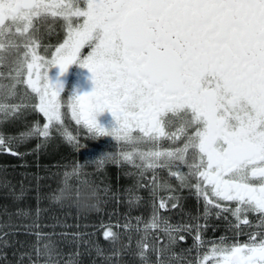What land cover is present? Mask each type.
I'll return each mask as SVG.
<instances>
[{"label":"snow or ice","instance_id":"obj_1","mask_svg":"<svg viewBox=\"0 0 264 264\" xmlns=\"http://www.w3.org/2000/svg\"><path fill=\"white\" fill-rule=\"evenodd\" d=\"M57 22L64 38L49 55L51 46L43 44L41 27ZM21 47L25 49L22 53ZM84 49H88L86 55ZM13 52L17 54L13 82L0 83V94L7 89L0 99L4 117L0 125L22 112L20 105L5 102L15 98L20 84L35 95L38 102L31 107L45 118L42 128L20 133L21 141L36 133L50 140L52 130L62 129L65 142L78 145L75 150L79 151L81 136L64 125L67 108L78 132L89 139L111 136L117 145L148 142L156 146L157 150L148 152L133 148L97 157L102 165L106 157L118 164L122 159L141 168L140 177L145 169L154 173L144 185L153 203L151 219L144 224L145 237L137 241L135 255L141 264H171L175 254L169 253L177 243L176 234L182 231L191 233L195 228L194 246H202L213 208L218 218L226 212L237 221L243 216L245 225L250 224L248 214L256 213L260 228L248 242L229 245L223 237L213 242L211 256L216 264H264V0H0V65ZM73 63L88 69L93 87L90 92L62 98L63 85L58 79L50 80L48 70L58 66L63 74ZM105 110L112 114L115 126L105 128L97 122V114ZM172 127L175 132H169ZM15 139L6 142L0 134V149L23 155L13 151ZM165 139H183V144L163 148ZM40 147L37 144V152ZM137 158L142 164L135 163ZM181 166L188 171H181ZM158 168L169 169L180 188H194L197 200L203 198V226L173 225L170 218L162 217L160 210H167V202L161 199L156 205L157 190L175 189L168 180L159 181ZM173 168L177 170L172 172ZM79 172L77 162L73 174L79 176ZM82 183L91 187L87 180ZM109 190L106 186L105 191ZM24 194L22 188L15 199ZM73 195L79 198V185L73 191L65 181L56 200ZM142 199L136 197V203ZM169 199L176 200L173 209L180 206L179 196ZM28 214L23 209L15 213ZM7 227L12 225H0ZM157 228L167 242L150 246L144 242L147 232ZM7 235L0 232L5 246ZM36 235L38 242L44 238V234ZM104 237L113 242L119 238L111 227ZM179 240L186 237L180 235ZM43 248L41 252L37 247V259L44 255L47 264H56L51 244ZM149 253L157 256L154 262ZM98 254L103 250L98 249Z\"/></svg>","mask_w":264,"mask_h":264},{"label":"trees","instance_id":"obj_2","mask_svg":"<svg viewBox=\"0 0 264 264\" xmlns=\"http://www.w3.org/2000/svg\"><path fill=\"white\" fill-rule=\"evenodd\" d=\"M2 84L9 85V82ZM5 95L7 89L0 99ZM5 102L20 105L22 112L17 118L0 125V134L6 142L10 137H16L11 147L23 155H12L0 149V225H12L0 228V232L9 233L7 246L0 242V264H47L46 256L37 259L36 254L37 247L43 252L45 244L54 248L56 264H70L72 261L75 264H141L135 255L137 241L145 237L144 224L151 219L153 203L150 192H144L141 184H137L141 168L122 159L118 164L106 157L103 165L97 160L105 152H131L133 147L111 146L107 136L89 139L83 132H78V126L67 115L64 125L81 136L79 145L83 147L79 151L75 150L78 145L70 146L65 142L62 129L52 130L50 140L36 133L21 141L20 133L33 127L42 128L45 118L29 107L23 108L27 103L20 90H17L15 98ZM0 119L4 117L0 115ZM37 144L41 145L38 152ZM77 162L79 176L73 174ZM135 163L139 164L138 158ZM84 180L91 187L83 184ZM65 181L73 186V191L79 185L78 199L73 195L56 200ZM106 186L110 187L109 191H105ZM22 188L25 194L16 200L14 194L19 195ZM136 197H143L139 204ZM17 209L29 214L17 216ZM137 217H142V220L138 221ZM108 227L118 233L119 238L114 242L104 237ZM137 227L141 231L137 232ZM214 227L216 224L208 222V235L215 234ZM37 233L44 234L39 242ZM158 241L161 245L167 242L160 240L158 232L149 229L144 242L151 246ZM98 249L103 250L102 255L98 254ZM181 250L183 248L178 244L172 248L169 255L174 253L175 256L171 264H185L179 259ZM117 252L121 254L113 255ZM149 255L151 261L157 259L154 253Z\"/></svg>","mask_w":264,"mask_h":264},{"label":"flooded vegetation","instance_id":"obj_3","mask_svg":"<svg viewBox=\"0 0 264 264\" xmlns=\"http://www.w3.org/2000/svg\"><path fill=\"white\" fill-rule=\"evenodd\" d=\"M51 24V22H49ZM41 32L43 33V44L44 45H50L51 48L49 50V55L51 50H54V47L61 43L64 38V31L61 28V23L57 22L54 26L51 27H41ZM19 39V38H18ZM25 49L21 47L20 51L21 53ZM41 54L44 53V48L41 47L39 49ZM84 54H87L88 49H84ZM16 53L13 52L12 55L8 56L7 61L0 65V83L3 82L4 77L8 76L9 85L13 82L11 79V76L15 75V59H16ZM26 72V70H25ZM48 75L50 80L55 82L57 79L62 83L63 89L60 93L62 98H66L69 95H71L73 92H76L77 94H82L86 92H90L93 87V82L91 79V73L88 71L87 68L81 67L77 63H73L68 66L67 70L60 74L58 66H54L48 70ZM21 80L24 79V76L20 77ZM17 90H20L23 92V96L25 98V102L30 105V109L34 110L35 112H38L34 107H31V105H34L38 102L35 95L31 92L30 89L27 88L26 84H20L17 86ZM65 115H67L70 118V112L67 110V108L64 109ZM42 116L43 114L40 113ZM97 122L104 126L105 128H110L115 126V120L112 117V114L105 110L104 112L97 114ZM178 127V123H177ZM176 127H172L169 129V132H175ZM109 138V143L111 146H121V147H127L131 144H120L117 145L113 138L111 136H107ZM183 144V139L181 140H168L165 139L162 141L161 146L163 148H169V147H181ZM132 147H135L141 151L148 152L152 150H157L156 146L152 143L144 142L139 143L135 145H131ZM138 163L142 164V162L138 159ZM142 170V169H141ZM177 169L173 168L171 169L172 172H175ZM181 171L187 172L188 169L184 166H181ZM156 174L158 175V179L160 182L163 180H168L170 184L173 186L175 191H167L163 189H158L156 196H155V203L158 206L161 199L165 200L167 202V210L161 209L160 213L162 217L170 218L169 223L176 225V224H196L199 223L200 225L205 224L204 219V200L201 198L199 201L197 200V195L195 192V189L189 190L188 188H180L177 179L174 176H170V171L167 168H158L155 170ZM153 171L151 169H145L144 170V176L140 177V184L144 192L150 190L147 187H144V185L149 184L153 179ZM195 183V181H193ZM150 194V193H149ZM179 196L180 197V206L173 209L171 205L173 203H176L175 199H169L170 197ZM153 200V197H152ZM223 203V202H221ZM230 207H235V204H230ZM218 210L213 208L212 214L207 219V228L203 231V237L205 240V243L200 246H194L196 244L194 238L196 236V229L193 228L191 233L188 232H179L176 234L177 237V243L180 247L183 248V250L179 251V259L185 263L189 264H216V261L211 256V248L213 242H219L220 239L226 238L225 242L229 245L234 243H244L248 242L251 237L256 236L258 232L260 231V228L258 227V214L256 213H249L248 219L250 221V224L245 225L243 223L244 217H241L240 221H237L231 214V212L223 213L219 218L216 216V212ZM199 216V221H196L193 219V217ZM227 217V219H225ZM208 222L216 224V227L212 228L213 232L215 234L208 235L209 229H208ZM231 222V223H229ZM143 225V224H142ZM160 235V240L167 241V237L165 233L157 228L153 229ZM184 235L186 237L185 241H180L179 236ZM191 254V256H189ZM207 259V260H206Z\"/></svg>","mask_w":264,"mask_h":264},{"label":"rangeland","instance_id":"obj_4","mask_svg":"<svg viewBox=\"0 0 264 264\" xmlns=\"http://www.w3.org/2000/svg\"><path fill=\"white\" fill-rule=\"evenodd\" d=\"M7 77H8V76H6L5 79H7ZM0 95H1V94H0ZM6 147H7V146H6ZM199 248H201V247L199 246ZM189 256H191V254H190Z\"/></svg>","mask_w":264,"mask_h":264},{"label":"bare ground","instance_id":"obj_5","mask_svg":"<svg viewBox=\"0 0 264 264\" xmlns=\"http://www.w3.org/2000/svg\"><path fill=\"white\" fill-rule=\"evenodd\" d=\"M207 260V259H206Z\"/></svg>","mask_w":264,"mask_h":264}]
</instances>
